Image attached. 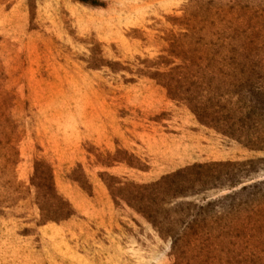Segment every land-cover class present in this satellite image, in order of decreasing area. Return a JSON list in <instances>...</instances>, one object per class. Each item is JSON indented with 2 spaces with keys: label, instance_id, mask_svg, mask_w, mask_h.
<instances>
[{
  "label": "rangeland",
  "instance_id": "374dc122",
  "mask_svg": "<svg viewBox=\"0 0 264 264\" xmlns=\"http://www.w3.org/2000/svg\"><path fill=\"white\" fill-rule=\"evenodd\" d=\"M92 2L0 0V264H264V0Z\"/></svg>",
  "mask_w": 264,
  "mask_h": 264
},
{
  "label": "crops",
  "instance_id": "0c3cea01",
  "mask_svg": "<svg viewBox=\"0 0 264 264\" xmlns=\"http://www.w3.org/2000/svg\"><path fill=\"white\" fill-rule=\"evenodd\" d=\"M105 107H100L101 111H105L106 116H105V121L101 118L99 115L97 117V123L96 125L91 128V133L92 136L95 135V141L101 143L103 139L106 142V146H112L114 141H115V127L116 131L119 132L121 135L123 134L122 131V126L119 123L118 125L115 126V118H114V113L111 110L110 106H108V103H105ZM119 121V120H118Z\"/></svg>",
  "mask_w": 264,
  "mask_h": 264
},
{
  "label": "trees",
  "instance_id": "16d2710c",
  "mask_svg": "<svg viewBox=\"0 0 264 264\" xmlns=\"http://www.w3.org/2000/svg\"><path fill=\"white\" fill-rule=\"evenodd\" d=\"M81 2H83V3H90L91 2V4H93L94 2H92V0H80Z\"/></svg>",
  "mask_w": 264,
  "mask_h": 264
}]
</instances>
